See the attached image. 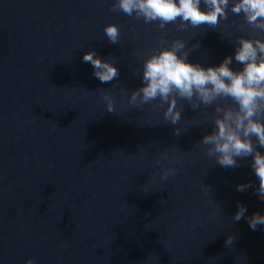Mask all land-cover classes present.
<instances>
[{"label":"water","instance_id":"95a60500","mask_svg":"<svg viewBox=\"0 0 264 264\" xmlns=\"http://www.w3.org/2000/svg\"><path fill=\"white\" fill-rule=\"evenodd\" d=\"M141 2L127 14L120 0H0V264H264V224L249 226L264 215L254 167L264 145L245 135L248 118L237 127L240 102L211 83L207 101L195 87L147 101L142 91L147 62L165 51L205 71L230 60L236 75L250 42L264 61V17L227 0L217 23L194 25L147 19ZM88 52L118 75L101 82ZM251 121L264 125V98ZM218 122L252 145L231 167L215 151L223 138L204 142Z\"/></svg>","mask_w":264,"mask_h":264},{"label":"clouds","instance_id":"9594fccd","mask_svg":"<svg viewBox=\"0 0 264 264\" xmlns=\"http://www.w3.org/2000/svg\"><path fill=\"white\" fill-rule=\"evenodd\" d=\"M214 6V11L205 14L199 11L195 0H179V6L174 0H142L139 3V9L144 12L147 19H155L157 17L164 21H172L177 16H182L185 20H191L195 24L207 22L209 24L217 23V15L222 14L220 4L227 3V0H211ZM134 7H137L136 0H120V8L127 14H131ZM243 8L246 12L251 11L250 21H255L257 17H264V0H242V3L233 10L239 12ZM106 35L110 41L115 43L119 35L116 26H109L105 29ZM261 52H264V44H258ZM178 47H182L179 45ZM256 49L250 42H243L241 49L236 54V59L242 63L252 61L246 64L244 72L234 75L226 66L230 60H227L219 68L204 69L193 67L178 60L175 53L165 51L158 57H153L146 64L144 79L149 81L148 85L142 89L144 100L155 98L159 93L162 96H167L171 86L178 88L182 95L191 97L193 87L201 93V96L207 101L210 97L209 90L205 87L206 84L213 85L215 93H226L236 98L244 110V117H238L237 127L243 125V119L248 118L249 123L244 127L245 135L255 134L262 145H264V125L251 121L254 115L256 98H264V89L258 86L264 82V61L255 63ZM83 60L90 62L94 69H104L96 71L94 75L101 82H109L118 75L117 69L107 63H102L99 59H94V53L88 52L84 55ZM221 77L228 78L231 83L225 84ZM135 93L133 99H135ZM111 112L113 107L108 106ZM173 122L179 118V113L173 114L171 109L169 113ZM219 123L218 136H206L205 143L218 141L223 138V142H217L215 151L221 153L219 163L223 167H231L235 165V156L249 154L253 151L250 141L241 140L239 136L231 131H228L224 123ZM255 173L259 178V192L264 196V156L256 154L255 156ZM176 170L165 172L161 179H167L170 175H174ZM244 185H239L238 190L243 191ZM239 211L235 214V219L239 220L247 210L246 206L238 205ZM257 224H264V215L259 213L253 214L249 221V226L255 229ZM27 264H33L29 260Z\"/></svg>","mask_w":264,"mask_h":264}]
</instances>
